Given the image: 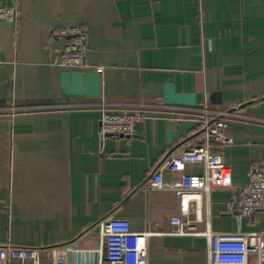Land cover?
I'll list each match as a JSON object with an SVG mask.
<instances>
[{
	"label": "crops",
	"instance_id": "obj_1",
	"mask_svg": "<svg viewBox=\"0 0 264 264\" xmlns=\"http://www.w3.org/2000/svg\"><path fill=\"white\" fill-rule=\"evenodd\" d=\"M3 7L17 16L0 25V246L38 249L41 264H104L99 224L114 217L155 233L149 264H207L202 233H264V211L238 221L225 210L230 193L217 190L200 199V220L188 228L196 235H168L178 200L147 183L169 155L202 142L200 128L169 143L168 125L179 122L152 114L134 137L101 140L98 112L101 102L173 108L163 104L167 82L210 109L239 106L242 118L226 131L234 144L212 150L234 186L247 183L250 169L264 166V0H0ZM69 26L87 31L85 68L52 63L66 39L50 32ZM95 69L98 98L62 87V72ZM181 174L165 170L163 179Z\"/></svg>",
	"mask_w": 264,
	"mask_h": 264
},
{
	"label": "built area",
	"instance_id": "obj_2",
	"mask_svg": "<svg viewBox=\"0 0 264 264\" xmlns=\"http://www.w3.org/2000/svg\"><path fill=\"white\" fill-rule=\"evenodd\" d=\"M17 12L13 7L0 8V25L14 24ZM55 39L64 40L63 47L55 52L53 65L65 69L86 67V53L89 49L87 31L83 27H61L50 32ZM102 69L94 72L101 73ZM239 106L227 110L210 109L206 101L195 108H160L157 105L139 103L132 107L112 109L101 102L98 108L99 137L132 138L136 125L149 115L164 114L171 121H193L199 124L202 142L187 149L176 150L153 172L147 185L153 190L171 191L179 203V216L169 220L167 233L171 236L196 235L188 230L190 224L200 220L198 210L200 199L209 198L210 193L225 190L230 193L225 210L238 221L264 211V166L250 169L247 183L234 186L230 169L222 157L212 150V145H233L234 139L227 135L233 121L242 116ZM16 114L10 109L8 115ZM7 115V114H6ZM2 117V114L0 115ZM201 167L202 172L184 174L186 167ZM181 173L176 182L165 183L163 172ZM194 213L195 219L189 217ZM101 246L104 249V264H149V239L155 233L148 230L132 231L124 218L109 217L99 224ZM200 235V234H199ZM208 241L207 264H264V233L260 232H213L202 233ZM40 250L30 247L0 246V264H41Z\"/></svg>",
	"mask_w": 264,
	"mask_h": 264
},
{
	"label": "water",
	"instance_id": "obj_3",
	"mask_svg": "<svg viewBox=\"0 0 264 264\" xmlns=\"http://www.w3.org/2000/svg\"><path fill=\"white\" fill-rule=\"evenodd\" d=\"M60 80L62 87H65L70 94L85 95L95 98L100 96V73L98 72L83 74L80 71H64L61 74ZM163 104L164 106L195 108L197 105V99L194 93H177L174 89L173 83L167 82L164 85ZM198 127L199 124L196 122L181 121L178 123L177 129L173 130L172 124H169V143L183 138L189 132H192ZM187 140L182 141L181 145L187 142Z\"/></svg>",
	"mask_w": 264,
	"mask_h": 264
},
{
	"label": "trees",
	"instance_id": "obj_4",
	"mask_svg": "<svg viewBox=\"0 0 264 264\" xmlns=\"http://www.w3.org/2000/svg\"><path fill=\"white\" fill-rule=\"evenodd\" d=\"M198 133H199V134H198ZM198 133H197L198 135H202L201 131H198Z\"/></svg>",
	"mask_w": 264,
	"mask_h": 264
}]
</instances>
